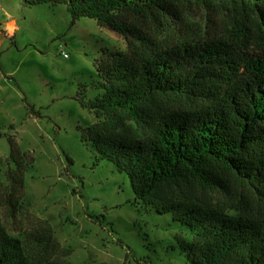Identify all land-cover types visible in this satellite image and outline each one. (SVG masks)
<instances>
[{"label": "trees", "instance_id": "16d2710c", "mask_svg": "<svg viewBox=\"0 0 264 264\" xmlns=\"http://www.w3.org/2000/svg\"><path fill=\"white\" fill-rule=\"evenodd\" d=\"M20 1L64 4L71 25L93 18L131 49L97 64L101 92L81 101L96 118L80 133L95 165L112 163L135 201L193 233L178 242L189 264H264V0H195L230 2L245 21L139 48L132 20L177 17L183 0ZM0 264H32L1 224Z\"/></svg>", "mask_w": 264, "mask_h": 264}, {"label": "rangeland", "instance_id": "374dc122", "mask_svg": "<svg viewBox=\"0 0 264 264\" xmlns=\"http://www.w3.org/2000/svg\"><path fill=\"white\" fill-rule=\"evenodd\" d=\"M175 5L177 17L132 20L136 47L224 34L245 21L226 1ZM13 21L9 36L3 25ZM70 22L64 4L0 0V224L32 264H189L178 242L193 233L135 201L128 176L108 161L95 165L80 140L96 121L81 101L101 92L97 64L131 49L93 18Z\"/></svg>", "mask_w": 264, "mask_h": 264}, {"label": "clouds", "instance_id": "9594fccd", "mask_svg": "<svg viewBox=\"0 0 264 264\" xmlns=\"http://www.w3.org/2000/svg\"><path fill=\"white\" fill-rule=\"evenodd\" d=\"M5 15H7V13H5ZM3 27H4L5 31L7 32V34L9 36H11L13 34V32L15 31L16 25H15V22L13 21L11 23L4 24Z\"/></svg>", "mask_w": 264, "mask_h": 264}, {"label": "built area", "instance_id": "2783aa9c", "mask_svg": "<svg viewBox=\"0 0 264 264\" xmlns=\"http://www.w3.org/2000/svg\"><path fill=\"white\" fill-rule=\"evenodd\" d=\"M63 56H67L66 53H63Z\"/></svg>", "mask_w": 264, "mask_h": 264}, {"label": "crops", "instance_id": "0c3cea01", "mask_svg": "<svg viewBox=\"0 0 264 264\" xmlns=\"http://www.w3.org/2000/svg\"><path fill=\"white\" fill-rule=\"evenodd\" d=\"M10 23V22H9Z\"/></svg>", "mask_w": 264, "mask_h": 264}]
</instances>
